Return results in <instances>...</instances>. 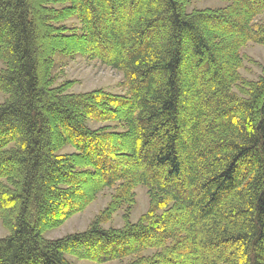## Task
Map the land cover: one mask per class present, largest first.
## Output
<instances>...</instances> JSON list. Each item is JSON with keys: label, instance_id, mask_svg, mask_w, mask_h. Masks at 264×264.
<instances>
[{"label": "trees", "instance_id": "obj_1", "mask_svg": "<svg viewBox=\"0 0 264 264\" xmlns=\"http://www.w3.org/2000/svg\"><path fill=\"white\" fill-rule=\"evenodd\" d=\"M190 1L0 0V264H264V68L238 73L264 0ZM56 53L120 71L126 93L54 87ZM111 188L86 230L43 237Z\"/></svg>", "mask_w": 264, "mask_h": 264}, {"label": "rangeland", "instance_id": "obj_2", "mask_svg": "<svg viewBox=\"0 0 264 264\" xmlns=\"http://www.w3.org/2000/svg\"><path fill=\"white\" fill-rule=\"evenodd\" d=\"M226 4L227 2L222 0H193L189 2L187 11L190 12L194 9L200 10L205 8H221ZM254 22H264V12L258 15L254 19ZM62 25L66 28L78 29V33H80L79 28H81V24L75 17L65 20ZM240 55L243 57V62L240 69H238V73L244 79L256 80L262 73L261 69L264 68V46L248 43L241 48ZM1 67H3V64L0 62V68ZM51 73L54 79V87L69 82V86L66 90L69 94L85 93L97 89H102L116 95H123L126 93L123 75L120 71L113 70L102 65L98 60H91L83 55H64L56 53L53 56ZM5 99L6 95L0 92V103ZM87 126L93 129L102 126H109L112 128L115 125L110 122L102 123L88 121ZM116 128L121 130L118 126ZM72 152L73 149L66 146L59 154H69ZM112 192V188L103 190L84 210L69 217L58 228L44 232L43 237L48 240H54L66 235L83 232L108 204ZM134 201L135 204L129 215V221L132 223L136 222L148 209V197L146 189L143 186L140 185L134 189ZM123 225V210L115 212L108 220L101 223V227L105 229L122 228ZM8 235L9 230L3 226L0 220V238H4ZM146 253L149 254L151 252L147 251ZM66 259L71 264H126L130 260L126 258L122 261L114 260L106 263H95L87 259H77L70 255H66Z\"/></svg>", "mask_w": 264, "mask_h": 264}]
</instances>
